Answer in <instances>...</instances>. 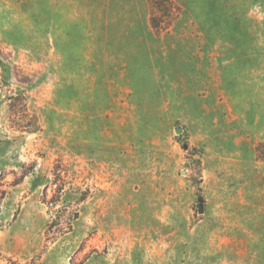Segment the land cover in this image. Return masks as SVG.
<instances>
[{
	"label": "rangeland",
	"instance_id": "obj_1",
	"mask_svg": "<svg viewBox=\"0 0 264 264\" xmlns=\"http://www.w3.org/2000/svg\"><path fill=\"white\" fill-rule=\"evenodd\" d=\"M173 1L0 0V264H264V0Z\"/></svg>",
	"mask_w": 264,
	"mask_h": 264
},
{
	"label": "trees",
	"instance_id": "obj_2",
	"mask_svg": "<svg viewBox=\"0 0 264 264\" xmlns=\"http://www.w3.org/2000/svg\"><path fill=\"white\" fill-rule=\"evenodd\" d=\"M152 2L157 10L165 14L156 16V14L152 13L150 23L157 31H162L169 26L170 21L167 20V17H173L177 7L173 0H152ZM256 156L258 159L264 161V141L256 146Z\"/></svg>",
	"mask_w": 264,
	"mask_h": 264
},
{
	"label": "water",
	"instance_id": "obj_3",
	"mask_svg": "<svg viewBox=\"0 0 264 264\" xmlns=\"http://www.w3.org/2000/svg\"><path fill=\"white\" fill-rule=\"evenodd\" d=\"M177 131L178 132H181L182 129L181 128H178ZM203 211H204V206H203V204H200V212H203Z\"/></svg>",
	"mask_w": 264,
	"mask_h": 264
}]
</instances>
